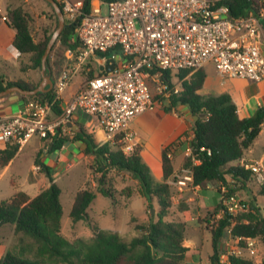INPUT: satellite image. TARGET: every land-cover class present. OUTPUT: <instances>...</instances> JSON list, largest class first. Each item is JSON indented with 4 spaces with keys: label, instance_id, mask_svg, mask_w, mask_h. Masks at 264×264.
I'll return each mask as SVG.
<instances>
[{
    "label": "trees",
    "instance_id": "1",
    "mask_svg": "<svg viewBox=\"0 0 264 264\" xmlns=\"http://www.w3.org/2000/svg\"><path fill=\"white\" fill-rule=\"evenodd\" d=\"M40 1L49 6L56 17L53 8L44 0ZM91 1L84 0L86 8ZM218 4L228 7L232 18L254 14L260 19L264 29V17L260 16L264 7L263 0H223ZM6 21L15 31L13 46L20 53V71L40 72L41 58L52 34L50 26L43 27L41 34L34 37L31 28L34 17L22 5L10 8ZM75 31L76 25L65 20V28L57 40L72 53H75L78 47ZM109 55L108 52L100 54V57L108 58ZM96 71L91 70L88 79L104 73ZM176 77L178 82H174L171 72L164 73V79L171 84H178L181 90L177 95L171 96L163 110L170 112L183 105L188 108L194 119L192 138L188 142L191 155L186 158L183 167L191 170L194 185L204 187L208 183L226 184L229 182L228 178H231L239 188L252 179V174L243 166L234 163L241 160L244 151L250 147L264 126V107L259 108L251 117L239 118L236 105L229 94L200 93L206 78L202 68L178 71ZM38 84L39 82L8 81L0 69V92L11 86L31 90ZM21 97L25 101H48L53 103L51 109L54 115L61 112L60 100H55L53 89L46 93ZM69 139L61 130L58 131L51 138L50 150H60ZM71 140L82 143L84 154L93 156L94 160L90 171L97 176V186L92 188L93 186L86 182L76 193L69 213L72 224L85 222L90 226L91 237L70 242L61 235V189L52 182L47 168H44L50 181L49 187L33 198L23 191H18L0 202V226L13 225L15 236L29 239L33 243V255L24 257L21 253L9 250L0 260V264H184L186 249L182 247V241L185 224L167 219L173 213L172 198L176 194L174 186L168 183L173 173L168 157L169 148L162 150L163 178L156 180L140 157L138 146H134L133 152L127 155L120 150L116 142L98 143L92 134L83 128L74 132ZM17 150L18 146H7L0 152V167L10 161ZM120 173H127L137 181L139 194L150 208L152 203L158 206V212L147 224L135 227L139 236H134L129 242H125L118 232L105 231L92 225L87 215L98 194L114 203L119 201L116 194L123 199L133 195L131 188L126 187L117 192L113 187L110 177ZM258 193L264 196V187L259 186ZM247 203L250 209L247 213L231 216L223 212L213 219V216L222 211L218 204L214 212L204 219L206 230L211 234L212 254L209 264H221L220 245L229 227H232V235L259 240L261 260L256 264H264V217L253 200ZM176 209L180 210V206ZM24 251L21 249V252ZM229 264L255 263L254 258L245 255L231 256Z\"/></svg>",
    "mask_w": 264,
    "mask_h": 264
},
{
    "label": "built area",
    "instance_id": "2",
    "mask_svg": "<svg viewBox=\"0 0 264 264\" xmlns=\"http://www.w3.org/2000/svg\"><path fill=\"white\" fill-rule=\"evenodd\" d=\"M55 1L65 20L76 25L78 42L72 63L54 84L55 100H60L76 72L87 67L91 58L109 52L113 68L105 72L107 60H103L100 71L104 73L81 84L57 115L52 116L53 103L31 99L16 114L0 117V145L19 148L32 137L51 140L60 130L72 135L67 123L79 111L94 117L106 141L116 142L128 155L136 138L129 129L132 121L163 108L181 90L164 79L165 72L197 70L212 63L222 79H264L260 19L252 13L232 18L229 8L218 4L223 0H92L88 8L84 0ZM243 167L264 187V161ZM168 183L179 192L199 188L193 184L191 170L184 167ZM235 190L234 181L218 185L219 215L249 212V204ZM259 244L256 238L232 235L229 227L220 245V263L245 255L259 262Z\"/></svg>",
    "mask_w": 264,
    "mask_h": 264
},
{
    "label": "crops",
    "instance_id": "3",
    "mask_svg": "<svg viewBox=\"0 0 264 264\" xmlns=\"http://www.w3.org/2000/svg\"><path fill=\"white\" fill-rule=\"evenodd\" d=\"M28 1L29 0H0V69L8 81H25L32 83L41 81L40 72L33 70L27 72L20 71V53L13 46L15 31L9 26L8 22L3 19L6 18L10 8H16ZM260 12V16L264 17V7ZM41 24V27H39L40 31H42L43 27L50 25L51 21L47 19V21L44 22L42 19ZM40 34L41 32L38 36ZM75 53H72L66 47L64 52L65 59L62 65L65 64L67 67L72 63ZM108 59L109 58L102 57L91 58L87 66L89 67V71L86 70L87 67H84L82 70L76 72L75 76L60 96V108L70 101L80 85L88 79V73L91 70L100 71L104 65L103 60ZM62 65L60 66L61 68L63 67ZM47 67L54 87L57 78L64 69H61L54 60L50 61V57ZM202 69L205 72L206 78L200 93L229 94L236 105L239 118L251 117L259 108L264 107V79L260 82H252L243 79H222L217 75L212 63L205 64ZM78 74L81 76L80 80L76 79ZM25 102V99L19 94H10L0 98V117L16 114L17 111L23 107ZM52 116H54L53 112ZM193 120L188 108L180 105L170 112H164L162 108H157L153 113H146L138 116L130 124L129 129L136 136L134 142L135 146H138L140 149V157L149 167L156 180H161L163 178L162 150L165 148H169L168 156L171 160L173 169V173L168 181L172 179L175 173L183 168L186 158L189 157L188 142L192 138L191 128ZM72 124L92 134L96 142H107L99 123L94 117L76 111L72 117ZM263 130L264 126H262L259 135L253 143L263 135ZM72 132L74 133V131ZM66 136H69L70 139L60 150L56 151L50 150L52 146L51 140H42L38 137H32L26 144L18 148L16 154L10 161L3 167H0V181L8 177V175L12 183H15L17 178H23L22 181L27 184V188L35 189L37 195L41 190L46 189L50 185V181L44 171V168H47L52 182L61 189L62 196L64 191L70 188L68 181H71L73 176L79 172L78 169H80V175L75 178L76 183L72 186L71 194L73 200L76 193L87 181H91L92 186H95V182L91 179L92 174L90 171V166L94 161L93 156L84 154V145L82 143L71 140L73 134H66ZM250 147L244 151L241 160L234 164L244 166L245 164L256 161H264V146H261L259 154H253V150H251ZM6 148V145H0V152H3ZM246 151L248 152L245 154ZM23 163L27 171L22 175L20 168ZM228 180L233 181L231 178H228ZM62 181H66L63 186L60 185ZM18 191L22 190L17 189L12 195ZM174 191L176 192L175 196L172 198L174 210L167 219L178 220L185 224V234L182 241V247L186 249L184 264H209V257L212 254L211 234L206 230L204 219L209 214L213 213L219 204L220 194L218 192V185L208 183L204 187L199 186V188L195 189L187 187L183 192H179L174 187ZM235 191L246 202L253 200L264 217V201L260 198V196H264L258 193L259 186L254 179L240 185ZM23 192L26 193V191ZM36 195H34V197ZM133 197L135 196L132 195L130 198H126L125 202V205H129L128 209L131 212H134L131 209V199ZM139 197L142 196L139 195ZM2 200L4 199H0V202ZM144 201L147 203L145 199ZM179 206L180 210H177L176 208ZM128 209H126L127 212ZM219 216L220 215L217 214L212 218L214 219ZM129 222V220L126 221V224ZM112 231L121 233L119 229ZM13 233V225L0 226V260L10 250ZM203 242L209 243L211 249L205 256H203L202 252Z\"/></svg>",
    "mask_w": 264,
    "mask_h": 264
},
{
    "label": "rangeland",
    "instance_id": "4",
    "mask_svg": "<svg viewBox=\"0 0 264 264\" xmlns=\"http://www.w3.org/2000/svg\"><path fill=\"white\" fill-rule=\"evenodd\" d=\"M22 6H24V9H26L34 17V22L31 25L32 34L34 35V37H36L41 32L39 27H41L42 25V19L44 22L47 21V18L51 19V24L49 25V30L51 31V33L56 29L57 19L53 14L51 8L45 3L40 0H29L28 2L23 3ZM65 49V45H62L59 41H56L52 47L51 52L49 53L50 61L54 60L60 67L64 62L63 60L65 59ZM62 66V68L60 67L61 69L66 68L65 64H63ZM176 75L177 73L172 74L174 82H178ZM76 79L80 80L81 76L78 74ZM262 132H264V130ZM261 146H264V133L257 139V141H255V143H253L250 149L253 150V154H259ZM247 152L248 151H246L245 154ZM78 170L79 172H77L76 175L73 176V179L71 181H68V184H70V188L65 190L64 194H62L61 196V204L63 208L61 235L70 242L79 238L88 239L92 235L90 226H88L87 223L80 222L77 224H72L69 217L73 200L71 194L73 188L72 186H74L76 183L75 178L80 175V169ZM26 171L27 168L23 163L22 167L20 168V172H22L23 175L24 173H26ZM91 174V179L95 182V186H97V176H95L93 172H91ZM22 179L23 178H17L15 183L10 182L11 180L9 175L8 177L2 179L0 181V199L9 198L17 189L26 191V193H28L31 197H34V195H36L37 193L36 190L27 188V184L24 183ZM110 179L113 187L115 188V190H117V192L126 187L131 188L134 191L133 196L135 197L131 199V209L134 212H131L128 209L129 205H125L126 200L124 199L126 197L123 199L118 197L119 195L116 194V198H119V201H116L115 204L114 202H111L101 195H97L87 211L88 219L92 225H95L101 229H105V231L119 229L122 239L125 242H129L134 236H139V232L135 229V227L140 224H147L149 220L158 212V206L155 203H152V208H150L148 204L145 203L144 199L142 197H139L140 194L138 191V183L127 173H120L118 175L114 174L110 177ZM65 182L66 181L60 182V185L63 186ZM91 183V181H87V184ZM95 186H93L92 188H95ZM260 198H262L261 200L264 201V197L260 196ZM126 209H128V212L126 211ZM151 209H154V212H152ZM128 220L130 222L126 224V221ZM12 238L13 239L10 244V250L12 252L21 253L24 257H32L33 243L29 239L24 237L22 238L20 235L15 236L14 233ZM202 247L203 256H205V254L210 252L211 250L210 245L209 243L203 242ZM21 249H24L25 251L21 252ZM254 263H259L258 259H254Z\"/></svg>",
    "mask_w": 264,
    "mask_h": 264
},
{
    "label": "water",
    "instance_id": "5",
    "mask_svg": "<svg viewBox=\"0 0 264 264\" xmlns=\"http://www.w3.org/2000/svg\"><path fill=\"white\" fill-rule=\"evenodd\" d=\"M45 2H47L54 10L56 17H57V27L56 29L52 32L47 44H46V48L45 51L42 55L41 58V81L39 82L38 86L34 89L31 90H27V89H23L20 86H11L8 87L6 89H4L3 91L0 92V98L6 97L10 94H19L21 96H34L37 93H46L50 90H52L53 87V82L50 78V74L48 71V67H47V58L49 56V53L52 50L53 45L55 44V42L58 40L60 34L62 33L63 29L65 28V18L64 15L61 11V8L59 6V4L55 1V0H44ZM114 65V61L112 59H108L106 64H105V72H110L113 68ZM67 126L69 128H71L72 131L74 132H78L80 130V128L72 123H67ZM152 212H154V209H151Z\"/></svg>",
    "mask_w": 264,
    "mask_h": 264
}]
</instances>
